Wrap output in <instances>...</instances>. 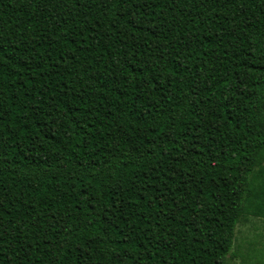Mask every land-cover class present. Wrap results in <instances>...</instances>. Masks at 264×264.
I'll return each instance as SVG.
<instances>
[{
  "label": "trees",
  "instance_id": "1",
  "mask_svg": "<svg viewBox=\"0 0 264 264\" xmlns=\"http://www.w3.org/2000/svg\"><path fill=\"white\" fill-rule=\"evenodd\" d=\"M263 160L264 0H0V264H228Z\"/></svg>",
  "mask_w": 264,
  "mask_h": 264
},
{
  "label": "rangeland",
  "instance_id": "2",
  "mask_svg": "<svg viewBox=\"0 0 264 264\" xmlns=\"http://www.w3.org/2000/svg\"><path fill=\"white\" fill-rule=\"evenodd\" d=\"M232 253L228 264H264V218L250 215L237 225Z\"/></svg>",
  "mask_w": 264,
  "mask_h": 264
}]
</instances>
